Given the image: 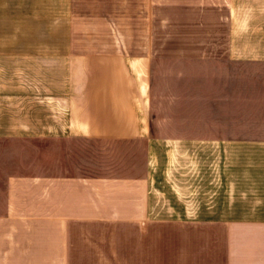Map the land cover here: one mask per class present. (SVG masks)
Instances as JSON below:
<instances>
[{
    "label": "crops",
    "instance_id": "crops-1",
    "mask_svg": "<svg viewBox=\"0 0 264 264\" xmlns=\"http://www.w3.org/2000/svg\"><path fill=\"white\" fill-rule=\"evenodd\" d=\"M2 20L0 264H264V0Z\"/></svg>",
    "mask_w": 264,
    "mask_h": 264
},
{
    "label": "rangeland",
    "instance_id": "rangeland-1",
    "mask_svg": "<svg viewBox=\"0 0 264 264\" xmlns=\"http://www.w3.org/2000/svg\"><path fill=\"white\" fill-rule=\"evenodd\" d=\"M3 23L2 25H0V32L5 33V20H2ZM3 68L0 66V81L3 80V76H4V80H5V75H3ZM5 72V71H4ZM208 140H204L202 143V154H201V158H202V180H203V186H202V192H203V197H205L206 195H208V190H209V177H210V173H209V161H210V154H209V144L207 142Z\"/></svg>",
    "mask_w": 264,
    "mask_h": 264
}]
</instances>
